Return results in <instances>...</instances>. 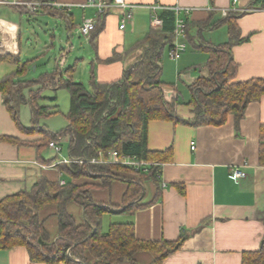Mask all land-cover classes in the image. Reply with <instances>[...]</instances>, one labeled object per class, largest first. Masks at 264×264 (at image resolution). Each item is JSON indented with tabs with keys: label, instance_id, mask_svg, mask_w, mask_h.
Returning a JSON list of instances; mask_svg holds the SVG:
<instances>
[{
	"label": "crops",
	"instance_id": "obj_1",
	"mask_svg": "<svg viewBox=\"0 0 264 264\" xmlns=\"http://www.w3.org/2000/svg\"><path fill=\"white\" fill-rule=\"evenodd\" d=\"M54 1L58 4L43 5L47 10L40 9L33 14L18 8L24 9V6L0 5V80L11 76L21 82L17 120L7 108L5 94L0 90V199L29 190L40 177H46L53 181L66 182L70 178L75 183H89L91 198L97 202L116 205L122 201L128 185L126 179L138 177L129 168L131 166L125 165L119 173L121 177L104 186L99 178L70 177L60 169L59 159H72L68 154V136L60 133L57 142L61 144V151L56 153L42 142L41 127L54 134L63 130L68 124L69 105L63 113L66 123L60 128L42 122L60 111L54 102L56 97L44 96L43 90L61 87L48 81L43 83L39 78L43 74H54L57 79L61 76L76 81L77 65L83 67L87 62V86L82 82L87 88L91 79L100 82L118 80L126 68L144 55L146 34L160 28L151 26V13L154 11L159 16L163 10H172L175 5L188 7L186 49L177 58L170 59L167 44L159 61L163 97L173 102V109L180 119L150 118L146 126V147L151 162L159 165L160 179L158 182L151 178L143 180L139 196L142 205L133 211L104 212L100 229L107 230L110 222H130L135 237L141 240L172 241L182 234L180 246L168 253L160 264H241L242 252L257 249L264 234V165L259 163L258 152L260 128L264 125V94L248 102L237 125L231 113L221 124L195 125L187 121L194 115L189 103L190 85L198 78L208 76L209 51L228 41L229 22L236 25L238 36L243 38L230 47L231 58L236 64L233 80L264 78V0H126L132 5V15L122 29L118 26L122 12L119 6L110 5L104 13L98 14L93 6L81 5L85 0ZM152 6H155L154 10ZM228 11L239 13L231 20L227 18ZM22 13L27 18H36L39 14L59 18L68 41L74 30L79 32L84 18L94 19L95 30L89 36L83 35L90 45V56L75 57L73 63L65 67L54 58L51 69L29 75L42 63L39 59L46 49H39L37 55L23 57L19 41ZM166 35L173 42L174 36L170 32ZM53 36L49 33L51 45ZM24 54L27 55L26 51ZM30 90L39 92L37 103L46 106V111L50 112L39 115L34 121L29 103ZM45 99L54 101L45 103ZM22 105L29 108L28 126L21 121ZM8 137L14 140H8ZM107 157H110L109 153ZM232 165L240 166L245 175L232 178L229 174ZM67 210L77 223L84 222L82 205L71 201ZM55 212L53 205L39 211L51 240L58 236ZM105 214H112L109 218L115 220L105 221ZM86 255L91 261V256ZM133 258L135 264H153V255L149 251H138ZM0 264L46 263L32 260L24 245H14L0 247ZM115 264L130 262L123 260Z\"/></svg>",
	"mask_w": 264,
	"mask_h": 264
},
{
	"label": "trees",
	"instance_id": "obj_2",
	"mask_svg": "<svg viewBox=\"0 0 264 264\" xmlns=\"http://www.w3.org/2000/svg\"><path fill=\"white\" fill-rule=\"evenodd\" d=\"M18 8L32 14L40 9L47 10L43 5L33 11ZM237 13L228 11L227 18L232 20ZM159 16L161 27L150 30L144 38L143 42L147 44L144 55L126 68L118 80L100 82L91 79L87 88L82 82L61 76L57 79L54 74H43L39 78L43 83L48 81L69 92L67 126L55 134L41 127L43 143L57 141L61 134L67 135L69 156L82 159V162H59L62 171L70 177L87 175L99 178L103 186L108 185L110 180L121 177L119 173L125 165L103 166L88 160L99 158V153L106 157L111 150L135 155L148 163L146 168L129 167L138 177L126 179L127 188L122 201L116 205L94 201L89 183H75L70 178L60 183L59 180L40 177L31 189L1 198L0 247L24 245L32 260L46 264H115L123 260L135 264L133 256L138 251H149L153 255V264H160L168 253L180 246L184 238L182 234L172 241L138 239L130 222H110L107 230L100 229V218L104 212L116 209L133 211L142 205L139 196L143 180L151 178L158 182L160 179L159 165L151 162L146 147L147 121L157 117L180 119L173 109V102L163 97L159 65L165 45L170 47L172 43L166 33L170 32L173 36L175 12L163 10ZM185 21L187 41V15ZM228 31V41L209 51L206 62L208 76L198 78L190 85L192 95L189 103L194 115L187 121L192 124L218 125L231 113L237 125L248 102L264 94V78L233 80L236 64L231 58L230 47L243 38L238 36L237 27L232 22L228 24ZM20 84L11 76L0 80V90L4 92L5 103L15 120L21 98ZM29 92L33 121L39 115L50 113L46 111V106L37 103L39 92ZM258 152L259 163L264 165V125L260 128ZM71 201L83 206V223H77L67 210ZM48 205L56 209L58 236L54 240L50 239L39 216V211ZM241 264H264V234L257 249L242 252Z\"/></svg>",
	"mask_w": 264,
	"mask_h": 264
},
{
	"label": "rangeland",
	"instance_id": "obj_3",
	"mask_svg": "<svg viewBox=\"0 0 264 264\" xmlns=\"http://www.w3.org/2000/svg\"><path fill=\"white\" fill-rule=\"evenodd\" d=\"M19 41L21 45L22 55L24 58L37 55L40 53L39 49H46L44 54L41 55L39 61L42 62L38 64L36 70L31 71L29 75L36 74L39 71L49 70L53 67V60L59 59L63 67L68 66L73 63L75 57H88L90 56V45L84 40L83 35L76 30L69 35L70 40L68 41L66 30L62 24V20L59 18H50L39 14L36 18H27L25 13L21 14L19 19ZM49 33H53L52 45L49 39ZM140 36V35H139ZM135 38V37H134ZM61 47V48H60ZM26 51V54L25 53ZM55 56V57H54ZM172 59V58H170ZM38 61V62H39ZM37 63V62H36ZM33 66V64H32ZM32 69V68H31ZM89 63L85 62L84 66L81 67L80 64L77 65V69L74 74V79L76 81H81L87 86ZM43 95L46 97L55 96L56 99L50 100L45 99V103L56 102L59 107V112L53 114L49 117L43 119L47 126L53 128H60L66 123V119L63 113L67 110L69 105V95L67 90L64 88H47L43 90ZM20 114L22 116L21 121L25 125H29V108L26 105L20 107ZM65 151V144L63 146ZM106 156H108L106 154ZM98 159V158H96ZM89 161V160H88ZM92 164L100 165H114L120 166L119 163L113 162H90ZM108 213V212H106ZM112 214H105V221H112L115 219L109 218Z\"/></svg>",
	"mask_w": 264,
	"mask_h": 264
},
{
	"label": "built area",
	"instance_id": "obj_4",
	"mask_svg": "<svg viewBox=\"0 0 264 264\" xmlns=\"http://www.w3.org/2000/svg\"><path fill=\"white\" fill-rule=\"evenodd\" d=\"M4 3H10L17 6H24L27 10L33 11L37 9V7L41 5H55L58 4L54 0H0V5ZM82 6H93L96 9L98 14H102L105 12L108 6L115 5L122 8V12L119 15L118 26L120 29L124 28L126 22L132 15V5L126 0H85ZM66 7H69V4H65ZM155 6H152L154 10ZM172 10L175 12L174 19V31H173V42L168 49V54L170 58H177L187 47L186 42V21L185 16L190 12V8L181 7L179 5H175ZM223 13H226V10H223ZM150 24L153 28L161 27L162 20L156 14V12L151 13ZM95 28L94 19L87 17L84 18L79 25L78 29L82 35L89 36L91 31ZM48 146L53 148L56 153L61 151V144L55 140H51L48 142ZM193 147V146H192ZM110 157L99 156L98 159L91 158L89 162H113L119 163L123 165H129L134 167L135 169L143 168L145 169L148 163L143 160H139L135 155L130 154H119L116 150H111L109 152ZM82 162V159H70V158H61L57 162ZM229 174L232 178L238 179L245 175V172L238 165H232L230 167ZM60 183H63V180H60Z\"/></svg>",
	"mask_w": 264,
	"mask_h": 264
},
{
	"label": "bare ground",
	"instance_id": "obj_5",
	"mask_svg": "<svg viewBox=\"0 0 264 264\" xmlns=\"http://www.w3.org/2000/svg\"><path fill=\"white\" fill-rule=\"evenodd\" d=\"M4 42L6 43L7 41H6V39L4 40ZM8 43V42H7ZM5 47V46H4Z\"/></svg>",
	"mask_w": 264,
	"mask_h": 264
}]
</instances>
